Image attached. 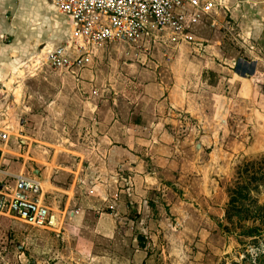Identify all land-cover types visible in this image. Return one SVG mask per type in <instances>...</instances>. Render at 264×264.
<instances>
[{"label": "rangeland", "instance_id": "rangeland-1", "mask_svg": "<svg viewBox=\"0 0 264 264\" xmlns=\"http://www.w3.org/2000/svg\"><path fill=\"white\" fill-rule=\"evenodd\" d=\"M228 3L187 45L109 44L73 76L44 52L73 42L52 1L0 0L2 167L40 178L60 219L0 216V264H264V181L231 203L264 172V0ZM125 147L160 180L146 212Z\"/></svg>", "mask_w": 264, "mask_h": 264}, {"label": "built area", "instance_id": "built-area-1", "mask_svg": "<svg viewBox=\"0 0 264 264\" xmlns=\"http://www.w3.org/2000/svg\"><path fill=\"white\" fill-rule=\"evenodd\" d=\"M51 1L68 19L73 42L48 50L47 58L55 70L73 76L90 66L96 49L114 43L187 45L193 29L204 22L216 24L219 12L229 11L228 0ZM0 140L7 143L8 135L0 133ZM2 160L0 153V216L15 218L34 229H55L40 179L7 173Z\"/></svg>", "mask_w": 264, "mask_h": 264}, {"label": "crops", "instance_id": "crops-1", "mask_svg": "<svg viewBox=\"0 0 264 264\" xmlns=\"http://www.w3.org/2000/svg\"><path fill=\"white\" fill-rule=\"evenodd\" d=\"M67 29L68 30H72V28L69 25H68ZM7 32H8L7 29L0 28V50H2L3 52L4 51L6 52V50H7L6 46L3 44V40L6 38V36H12L10 33L8 35ZM13 36H14V34H13ZM49 49L50 48H48V47L45 48L44 52H47V50H49ZM129 149H127V148L124 149L123 148L122 152L115 151V150L113 151V149H112V151L114 152V154H119L123 158H126V159L127 158H132V159H134L135 163H129L126 166L123 165V167L126 168V170H129V175H130L129 177L132 178L133 183L137 184L140 179L143 180V182H142L143 188L142 189H140V188L139 189L138 188L132 189V191H133V193H132V202L136 203V205L138 204V208L136 206H134V207L137 208L139 213L146 212L147 207H149V202H148V200H146V198L148 197L149 194H151L149 190H152V189L156 188V187L147 186V184H149L148 182H150L152 184V186H154L155 183H157L156 186H159L160 185V180L158 178H155L154 177L155 174L150 173L149 171L146 173L147 176L145 174L143 176H140V173L146 170V167L143 164L144 162L141 161L140 158H138L137 156L133 155L132 151H130ZM5 152H6L5 154L8 153V151H5ZM113 161H116V160L113 158ZM127 166H129L130 168H127ZM4 171L7 172V173H11L13 175H16V172H10V171H6V170H4ZM44 183H45V185L48 184V180H45ZM42 186H43V183H42ZM55 187L57 189L59 188L58 186H55ZM58 218H59V216H58ZM59 223H60V219H59ZM145 255H146V257H148V254H145Z\"/></svg>", "mask_w": 264, "mask_h": 264}, {"label": "trees", "instance_id": "trees-1", "mask_svg": "<svg viewBox=\"0 0 264 264\" xmlns=\"http://www.w3.org/2000/svg\"><path fill=\"white\" fill-rule=\"evenodd\" d=\"M264 181V172L262 177L258 178L256 177V173L253 174L251 177L245 178L237 187V190L232 195L231 203L235 205L238 202H244V197H249L252 191L255 189H258L261 182ZM243 206L244 204L241 203ZM255 204V203H254ZM256 205V204H255ZM254 212L251 211V214H254L257 217H263L264 220V206H256L254 208ZM232 212L230 210L227 211L228 220H230L232 217ZM264 224V221L262 222ZM258 230V229H255ZM254 232V229H248L244 231V234H252Z\"/></svg>", "mask_w": 264, "mask_h": 264}, {"label": "bare ground", "instance_id": "bare-ground-1", "mask_svg": "<svg viewBox=\"0 0 264 264\" xmlns=\"http://www.w3.org/2000/svg\"><path fill=\"white\" fill-rule=\"evenodd\" d=\"M72 31V30H71ZM50 50V49H49ZM12 82V81H11ZM6 86V85H5ZM21 94V93H20ZM52 225L53 227H57L58 225L60 226V223H59V218H58V215L57 214H54L53 215V219H52Z\"/></svg>", "mask_w": 264, "mask_h": 264}]
</instances>
